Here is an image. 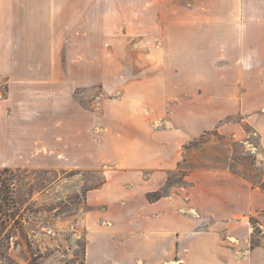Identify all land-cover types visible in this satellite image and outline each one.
I'll list each match as a JSON object with an SVG mask.
<instances>
[{"label": "crops", "instance_id": "obj_1", "mask_svg": "<svg viewBox=\"0 0 264 264\" xmlns=\"http://www.w3.org/2000/svg\"><path fill=\"white\" fill-rule=\"evenodd\" d=\"M227 5L229 12L211 20L212 30L220 33L211 38L223 61L214 78L218 93L206 97L202 113L191 115H201L199 129L148 133L131 126V136L110 132L100 140L84 127L83 111L69 103L66 64L46 57L65 52V30L59 35L51 30L52 23L67 21L68 0H0V76L6 82L0 100V169L103 170L110 165L102 183L86 191L77 222L85 240L84 264H264V235L254 239L250 223L264 213V192L239 177L194 172L186 177L189 188L147 198L177 167L183 145L228 116L245 117L264 153V0ZM216 101L231 105L217 107ZM232 131L239 135V125ZM118 139L125 142L127 156L103 157V144ZM144 171H151L149 178L157 184L143 182ZM133 177L142 183L125 189Z\"/></svg>", "mask_w": 264, "mask_h": 264}, {"label": "rangeland", "instance_id": "obj_2", "mask_svg": "<svg viewBox=\"0 0 264 264\" xmlns=\"http://www.w3.org/2000/svg\"><path fill=\"white\" fill-rule=\"evenodd\" d=\"M228 1L68 0L67 21L52 23L51 30L58 35L60 29L65 30V52L46 57L66 64L69 103L83 111L84 127L98 133L100 140L110 132L131 136V126L148 133L160 128L198 130L201 122L196 118L201 115H191L202 113L209 104L206 97L218 93L214 78L223 61L211 38L220 34L210 27L211 20L229 12ZM0 90L3 99L6 82L1 76ZM214 104H226L228 109L231 105ZM236 125L237 136L232 131ZM221 126L224 129L219 131ZM124 143L118 139L103 144V157L127 156ZM258 143L244 116H228L189 139L177 167L148 196L155 200L172 189L189 188L186 177L194 172H225L264 192V153ZM106 166L102 168L109 170L110 165ZM10 170L0 176L4 182L0 191L6 195L4 185L13 180L21 230L11 245L12 264H84L85 240L77 222L86 191L102 183L103 170L71 166ZM150 174H141L143 182L157 184ZM140 183L133 177L125 189H135ZM257 216L250 218L254 239L264 235V213Z\"/></svg>", "mask_w": 264, "mask_h": 264}, {"label": "trees", "instance_id": "obj_3", "mask_svg": "<svg viewBox=\"0 0 264 264\" xmlns=\"http://www.w3.org/2000/svg\"><path fill=\"white\" fill-rule=\"evenodd\" d=\"M12 170L4 168L0 170V176L4 172H10ZM1 178V177H0ZM0 184L3 185L4 182L0 180ZM4 185L6 190V195H3L0 191V264L7 263L12 264L13 262L10 259V249L11 245L15 243L17 234L20 232V221L16 217V201L14 199L13 191V180L10 179ZM151 200V196H148Z\"/></svg>", "mask_w": 264, "mask_h": 264}, {"label": "built area", "instance_id": "obj_4", "mask_svg": "<svg viewBox=\"0 0 264 264\" xmlns=\"http://www.w3.org/2000/svg\"><path fill=\"white\" fill-rule=\"evenodd\" d=\"M3 97V93L2 91L0 90V99ZM263 179H264V174H263Z\"/></svg>", "mask_w": 264, "mask_h": 264}]
</instances>
